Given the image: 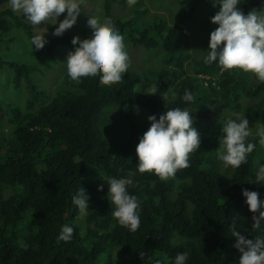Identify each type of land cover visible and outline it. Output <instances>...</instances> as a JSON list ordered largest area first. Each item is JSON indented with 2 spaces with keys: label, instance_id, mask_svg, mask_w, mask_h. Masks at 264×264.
<instances>
[{
  "label": "trees",
  "instance_id": "trees-1",
  "mask_svg": "<svg viewBox=\"0 0 264 264\" xmlns=\"http://www.w3.org/2000/svg\"><path fill=\"white\" fill-rule=\"evenodd\" d=\"M101 3L104 18L133 47L162 52L163 66L151 77V70L128 69L111 86L101 84L98 77L73 85L65 73L59 78L61 85L48 91L32 79L38 65L4 58L7 53L0 49V69L8 66L13 86L25 84L27 92L22 107L0 96V264H149V257L171 264L182 251L189 253L186 264H237L239 252L229 231L233 221L246 239L264 235L251 229V217L258 213L248 210L241 195L247 189L264 199V185L249 182L258 164L264 163V147L250 135L248 140L256 147L247 162L225 172L216 158L220 132L213 107L242 111L249 121L264 123V82L253 74L245 77L240 69L221 70L215 62L205 64L202 56H193L187 24L202 0H194L172 23L145 19L148 6L142 0L133 7H127L125 0ZM260 4L262 0H247L239 8L247 14ZM114 6L126 7L127 13L115 15ZM218 7L208 15L207 28ZM5 18L29 42L36 34L11 8L1 9L0 47L7 52L14 37L3 34ZM88 35H43L47 42L39 50L32 45L30 53L57 60L73 50L72 37L83 42ZM153 89L156 93L151 94ZM185 90L192 94V102L181 99ZM246 99L251 102L244 105ZM173 107L192 112L200 144L189 155L188 168L161 180L136 170L134 149L149 126L147 116L158 118ZM139 110L145 118L134 123ZM210 125L214 129L207 136ZM130 172L133 183L128 191L140 202V226L135 232L112 217L104 181ZM97 185H103L102 190ZM79 187L89 197L85 214L75 210L69 198ZM62 225H71L73 236L56 246L53 241Z\"/></svg>",
  "mask_w": 264,
  "mask_h": 264
},
{
  "label": "clouds",
  "instance_id": "clouds-1",
  "mask_svg": "<svg viewBox=\"0 0 264 264\" xmlns=\"http://www.w3.org/2000/svg\"><path fill=\"white\" fill-rule=\"evenodd\" d=\"M82 0H8L13 12L20 15L33 26L56 18L65 13L62 20L53 29V35L59 36L69 29L76 21L81 10ZM128 7H133L137 0H125ZM243 0H211L212 6L218 10L210 17V22L217 25L209 33L207 49L201 57L205 64L215 62L221 70L240 69L251 73L259 82H264V7L259 11L250 9L247 14L238 7ZM264 3V0H262ZM84 27L89 33L83 42L72 37L70 43L73 50L66 54L64 61L66 74L73 85L83 79L99 78L105 86L119 83L129 68V56L123 36L113 23L104 18L97 9L88 15ZM46 31V30H45ZM44 32V31H43ZM43 32L31 37V46L39 50L47 42ZM204 84L207 85L206 81ZM156 93L153 89L151 94ZM181 99L192 102L193 96L185 90ZM192 112L179 107L164 110L158 118L147 116L150 122L147 130L138 138L135 145L137 163L136 170L140 173L150 172L161 180L175 176L180 169L188 168L189 155L197 151L200 138L193 126ZM219 147L216 158L224 167L239 168L247 162V156L256 145L248 140L252 135L248 120L244 115L236 114L233 118H219ZM255 136L264 147V123H257ZM129 173L127 177H108L104 180L108 186L106 197L112 204L111 215L116 222L130 232L140 226V202L136 195L130 194L128 187L133 183ZM264 185V163L258 164L254 179L249 181ZM103 185H97L102 190ZM244 203L252 213L251 229L264 232V199L258 198L256 191L241 190ZM71 204L75 210L85 214L88 210V195L83 187L70 194ZM235 237L233 247L239 252L237 264H264V235L246 239L236 230L235 222L229 229ZM74 229L71 225L58 227L53 241L59 246L61 242L71 241ZM187 251L175 254L171 264H186ZM149 264H162L158 258L149 257Z\"/></svg>",
  "mask_w": 264,
  "mask_h": 264
},
{
  "label": "rangeland",
  "instance_id": "rangeland-1",
  "mask_svg": "<svg viewBox=\"0 0 264 264\" xmlns=\"http://www.w3.org/2000/svg\"><path fill=\"white\" fill-rule=\"evenodd\" d=\"M144 6H148V12L145 15V19L150 18H160L168 23H172L175 21L179 13L183 10L188 8L194 0H142ZM247 1V0H243ZM102 0H82L81 2V10L77 15L75 23L63 33L85 37L87 35V30L85 29L84 25L89 19L88 15H92L97 9L102 11ZM241 4L238 5L240 7ZM128 7V6H127ZM262 7H264V3L260 4L256 9L259 11ZM3 8H10L8 4V0H0V10ZM122 8V10L117 9L114 6L115 15H119L117 12L127 13V8ZM216 7L212 6L211 0H202V3L197 7L195 12V17L192 21L187 24V30L191 36L192 43L190 45V52H192L193 56L201 57L205 54L202 52L207 49L209 33L215 29L217 25L211 22L209 28L206 25V19L210 12H212ZM124 10V11H123ZM117 11V12H116ZM16 13L21 19L28 22L23 14ZM65 16V13H61L57 18L56 22L52 19H49L46 22H41L36 26H33L35 33L43 32V35L53 36V29L58 25L59 21L62 20ZM29 23V22H28ZM48 25H51L49 28ZM1 29L5 37H14V41L10 44V49L8 52L6 49L3 48L1 45L0 49L1 52L7 53V56L4 58L7 59H14L18 61H23L27 63H33L38 65V73L35 70L32 73V79L37 84L38 87H45L48 91L52 88L56 87L59 83V78L66 73V67L64 61L66 56L57 57H40L34 58L31 55V51L33 50L31 43L25 37L24 33L21 29L14 26L11 20L5 18L1 21ZM46 30V31H45ZM124 43L126 45V51L129 56V68L132 71H141L144 72L145 70H151L149 76L151 77L156 71L163 66L162 61V52L160 50H146L142 46L133 47L127 40L124 39ZM47 61L51 62V66L49 67L46 63ZM54 62V63H52ZM245 77H249L252 74L243 72ZM146 73V72H144ZM12 75L13 72L8 66H4L0 69V96L9 101L13 105L22 107L24 106L25 99H26V89L25 84H22L18 88H15L12 84ZM41 84L43 86H41ZM61 84H58V87ZM54 90H52V93ZM254 97L252 99L255 100ZM251 100L246 99L244 105L250 103ZM213 110L216 111L215 120L219 124V118H233L236 114L244 115L242 111H234L230 109H224L217 106L213 107ZM245 117V116H244ZM144 114L141 110L138 111V117L134 120L143 122ZM246 118V117H245ZM247 119V118H246ZM248 120V119H247ZM257 123L251 122L248 120V126L250 127V132L252 135L255 136ZM214 129V126L210 125L208 127L207 136L211 133ZM112 134V133H111ZM113 137V136H112ZM259 152L254 157L252 165L254 166L258 160ZM225 172L231 171V167H224L223 169Z\"/></svg>",
  "mask_w": 264,
  "mask_h": 264
}]
</instances>
